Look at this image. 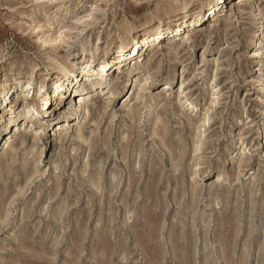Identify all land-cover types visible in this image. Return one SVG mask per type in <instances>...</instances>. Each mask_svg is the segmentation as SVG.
<instances>
[{"label":"rangeland","instance_id":"obj_1","mask_svg":"<svg viewBox=\"0 0 264 264\" xmlns=\"http://www.w3.org/2000/svg\"><path fill=\"white\" fill-rule=\"evenodd\" d=\"M220 2L0 0V94L33 88L0 107V264H264V0ZM179 15L181 36L88 81Z\"/></svg>","mask_w":264,"mask_h":264},{"label":"bare ground","instance_id":"obj_2","mask_svg":"<svg viewBox=\"0 0 264 264\" xmlns=\"http://www.w3.org/2000/svg\"><path fill=\"white\" fill-rule=\"evenodd\" d=\"M218 1H221L220 3H224V0H218ZM215 4L213 3V4H211L209 6V7H212L210 12H209V14L212 13L213 10L218 9L220 7V6L215 7ZM208 11H209V9H206L204 14H202L200 17H196L195 21L198 22L200 20H203V18L206 17ZM221 11H223V10L221 9L219 12H221ZM209 14H208V16H210ZM173 23L175 25H173ZM183 24H184V18L180 17V15H179V16H175L167 24L162 25V26H160L158 28H155L152 31H149L147 33H142L141 31L139 33H134L132 36H130V38H128L126 40L125 43H123V45H121L120 47L117 48V50L114 52V55H113L114 58L110 62H108V63L105 62V63L99 64L98 65L99 69H97V73H95V75H92V73H88L86 75L87 76L86 78L89 81L93 77H95V79H96L97 76L101 77L100 83L98 84V82L97 83L95 82V84H97L99 86L103 85L104 84L103 83V80H104L103 76L105 74H107L105 72L107 70L111 69L112 67H115L119 62H122V63L126 62L125 56L128 54L129 49H131V51L138 50L136 52V55L139 54V52H141L143 55H145L147 53V51L152 47V44L155 43L156 41H158L159 39H161L163 37H166V36H171V35H175V36H178V37L181 36V34L183 33V28H182ZM263 34H264V30L258 31L255 34L254 47L257 48V49H260L263 46V43H262ZM185 38H187V36H185ZM188 38H190V37H188ZM189 41L190 40L185 39V42H189ZM147 47H148V49L146 50ZM116 53L119 54L120 56L122 55V58L118 59V61H117V58H116V55H117ZM255 53L256 52H254V55L257 56V54H255ZM92 60L93 59L86 60L87 62H80L79 61V62L73 64L74 67H73L72 71H69L70 67H64L61 70V73L56 78L57 80L55 81V87H57V89H59L60 92H62V91L66 92V91L71 90V87L74 84V81L76 79L75 77L77 76L78 72L87 71L89 69H90V71H93V69H94V65L93 64L94 63H93ZM73 73H74V75L72 76ZM93 73H94V71H93ZM130 81H131V84L132 83H137V79H134V77L133 78L130 77L129 78V82ZM95 87H96V85L87 84L83 88L80 89L79 85H78V81H77V84L75 86V90L76 91L78 90V92L80 93L79 94L80 98H83V96H85V95H87L89 93L88 90H94ZM115 87H117V85ZM44 88H45V86H43V85L40 86V89H39V92H38L39 96L41 95V92H42V90ZM20 89H23V94L25 95L28 92H30L33 88H32V84L31 83L21 84V83L18 82L15 86H12V87L8 88L4 93L0 94V107H2V105L6 103L5 102V96H6V94L9 91H10V93L8 95H11L12 92H17V94H18ZM115 90H117V88H115ZM28 96H29V93L27 94V97ZM54 97H57V94H54L53 98ZM62 97H63V95L58 96V100H59L60 103H63V99L65 98L64 97L62 99ZM116 98H117L116 95L113 96V98H112L113 101H115ZM14 99H15V96L10 101V105L9 106H12L14 104V102H13ZM79 103L80 104H79L78 107H72L69 110L68 114L66 116H63L62 118H69L71 116V118L74 119L73 121H76L77 119L79 120V116H81L80 114L82 113V110L84 108L85 100L81 99ZM190 105H191V103H190ZM38 108H39V106L37 104H35L33 106H29L27 111L30 112L32 110L33 111L34 110H38ZM90 110L91 109H89V107H88L87 108V112H88V114L90 113V116H91ZM28 112H27V115H28ZM73 116H75V117H73ZM77 116H78V118H77ZM263 116H264V114H263ZM15 124H16L15 121L13 119H10L7 122L6 126H8V125L13 126ZM6 128L7 127H5V129L1 130L0 132L2 134L5 133ZM13 131H14V129H13ZM11 136H12V134H11ZM13 137L14 136H12L10 138H13ZM78 137H79V139H84L85 138L83 130L79 129ZM25 140L22 139V145L26 143Z\"/></svg>","mask_w":264,"mask_h":264}]
</instances>
